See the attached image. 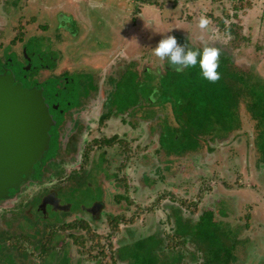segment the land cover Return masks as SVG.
Here are the masks:
<instances>
[{
    "label": "rangeland",
    "instance_id": "obj_1",
    "mask_svg": "<svg viewBox=\"0 0 264 264\" xmlns=\"http://www.w3.org/2000/svg\"><path fill=\"white\" fill-rule=\"evenodd\" d=\"M168 35L217 48L242 91L233 125L214 124L183 152L162 143L167 126L182 122L167 99L190 96L199 67L177 71L154 54ZM8 67L16 81L43 88L59 116L40 175L0 200V231L20 244L8 250L12 264L41 262L26 239H43L48 223L59 232L42 264H127L124 246L149 235L162 238L161 260L200 264L208 243L193 228L208 210L217 235L229 236L230 264H264V105L256 110L250 91L264 89V0H0V72ZM47 194L61 209L42 200ZM81 219L96 233L94 249L74 238L88 229H61ZM25 248L33 253L19 256ZM6 255L0 264L11 263Z\"/></svg>",
    "mask_w": 264,
    "mask_h": 264
},
{
    "label": "trees",
    "instance_id": "obj_2",
    "mask_svg": "<svg viewBox=\"0 0 264 264\" xmlns=\"http://www.w3.org/2000/svg\"><path fill=\"white\" fill-rule=\"evenodd\" d=\"M224 24L225 22H223V25ZM234 26V23H230L228 26H226V29L232 31ZM20 27H18L19 33H21L22 31L23 25H21ZM13 41L16 42L17 40L13 38ZM219 58L220 59L217 60L219 64L216 69V71L219 73V78L217 80L208 81L207 79L202 77V75L200 74V70L199 72L193 70L191 73V78L196 77L197 79L193 81L194 79L190 78L189 80V85L191 88L190 96L185 98L177 97V99L170 96L167 99L168 101H171L172 104L176 107L179 119L182 121L179 128L167 126L165 132H163L162 134V143L169 149L183 152L185 149H190L191 147L195 148L196 146H200V138L202 137V134L210 132L212 130L211 128L216 127L214 126V124L219 123L220 127L222 126L223 128H229L231 125H233L232 123L234 122V118H236L235 106L242 96V91L236 90L237 87L235 81H237L236 78L238 77H234L235 72L232 71L228 64L229 58ZM242 72L241 77H243V82H246L245 75ZM174 75L175 74H173L172 76ZM245 84L246 83H244V85ZM253 86L254 89L252 87L250 88V91L253 94V106L254 108H256V110H259V105H264V103H262L264 102V89L260 85ZM180 88L182 93L186 92V90L183 89L182 86H180ZM257 89H259L261 93H258ZM53 116L57 123L59 116ZM257 117L264 118V110L261 114H257ZM44 161L45 157H42V159L38 162V165L35 167L33 177L40 175L39 172H41L40 169L42 168ZM41 210L42 209L39 206L38 211L41 212L44 216L48 215L47 212H42ZM20 211L21 210L17 212L18 216L19 214L23 213L22 211ZM176 211L178 212L177 209ZM213 215L214 212L212 210L206 211L201 215L193 228V232L198 237V239L204 242L207 241L208 243L205 258L200 264H230L235 257V254L233 253V246L226 243V239L229 238V236H224L221 234L217 235L219 234L218 232H220V222L214 220ZM115 219H117L116 216L114 220ZM116 223L118 224V222ZM46 225V227H50L51 231L50 233H47L43 239L37 238L36 240H33L27 238V235H24L25 239L27 238L26 240L32 245L33 248H38L39 252H37V250H33L35 253L39 254L42 259L41 262H33L32 264H42L43 262H46L44 260L48 257V254L52 250H54L51 241L52 239H54V237H57L59 230L57 229L56 224L48 223ZM75 227H80L86 230L88 229V235L74 233V238H76L75 240L81 238L82 241L79 240L78 242H80L82 246L86 245L87 239L92 240L90 245L91 249H94L97 247V245H99V241H94L93 243L96 233L90 231L89 226L85 220H74L72 222H68L67 224L61 225V229ZM117 229L118 228L116 227V230ZM184 229H181V231H185ZM8 230L9 229L6 228L0 231V255L2 256L3 254H7L6 259H9L12 264L13 260L9 255L8 250H10L11 247L19 246L20 244H17V241H14L17 235ZM70 235H73V233H70ZM178 235L181 236L183 234L181 232H178ZM216 235L219 237L220 241L216 240ZM161 239L159 240V238H156L154 235H149L136 240L132 244L125 245L124 247L126 249H129L127 255L130 256L128 257L129 263L127 264H172L171 260H161L159 254L154 251L159 242L161 243ZM183 239L187 240V238ZM179 243L180 241L176 242V244ZM20 250L21 252L18 253V255L22 257H25L24 255H27L29 253H33L29 251V248ZM123 252L125 255L126 250H124V248ZM178 259L179 257L177 256L174 260L178 261ZM7 261L3 263L7 264ZM19 264L29 263L28 261L22 260Z\"/></svg>",
    "mask_w": 264,
    "mask_h": 264
},
{
    "label": "water",
    "instance_id": "obj_3",
    "mask_svg": "<svg viewBox=\"0 0 264 264\" xmlns=\"http://www.w3.org/2000/svg\"><path fill=\"white\" fill-rule=\"evenodd\" d=\"M49 102L43 88L16 81L12 68L0 72V199L31 178L49 149L56 123Z\"/></svg>",
    "mask_w": 264,
    "mask_h": 264
},
{
    "label": "clouds",
    "instance_id": "obj_4",
    "mask_svg": "<svg viewBox=\"0 0 264 264\" xmlns=\"http://www.w3.org/2000/svg\"><path fill=\"white\" fill-rule=\"evenodd\" d=\"M207 24L208 20L201 16L198 26L205 28ZM153 51L161 59L166 57L169 65L174 66L177 71L198 66L200 74L208 81L219 78V73L216 71L219 50L215 47L204 46L201 49L186 47L185 44H178L174 36L168 35L157 42Z\"/></svg>",
    "mask_w": 264,
    "mask_h": 264
},
{
    "label": "flooded vegetation",
    "instance_id": "obj_5",
    "mask_svg": "<svg viewBox=\"0 0 264 264\" xmlns=\"http://www.w3.org/2000/svg\"><path fill=\"white\" fill-rule=\"evenodd\" d=\"M29 180V179H28ZM28 180H26L23 184H25ZM22 184V185H23ZM21 185V186H22ZM20 186V187H21ZM19 187V188H20ZM43 199H45L48 203L49 202H52L51 204H49V205H51V206H55V207H57L58 209L59 208H61V205L59 204V202H57V199H58V197H57V195L55 196L54 194H47V195H45V196H43V198H42V200ZM0 200H2V199H0ZM58 201H59V199H58ZM101 206L102 205H100V206H96V210H100V208H101ZM2 264H5V263H2ZM11 264V263H10ZM15 264V263H14Z\"/></svg>",
    "mask_w": 264,
    "mask_h": 264
}]
</instances>
